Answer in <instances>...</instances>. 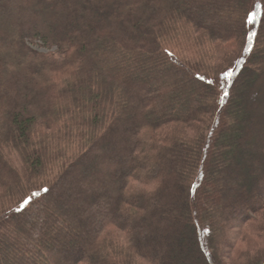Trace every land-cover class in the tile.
<instances>
[{"label":"trees","instance_id":"trees-1","mask_svg":"<svg viewBox=\"0 0 264 264\" xmlns=\"http://www.w3.org/2000/svg\"><path fill=\"white\" fill-rule=\"evenodd\" d=\"M254 238L233 264H264V0H0V264Z\"/></svg>","mask_w":264,"mask_h":264},{"label":"rangeland","instance_id":"rangeland-1","mask_svg":"<svg viewBox=\"0 0 264 264\" xmlns=\"http://www.w3.org/2000/svg\"><path fill=\"white\" fill-rule=\"evenodd\" d=\"M32 47L35 48V49H37V50H39V51H42V52H48V49L43 48L41 46V43L40 42L33 43L32 44ZM187 55H189L188 57H191L192 56L195 59H199V57H194L195 54L193 53L192 50L188 51L187 52ZM209 56L212 57V55H209ZM257 240H258V242H260L259 239H257ZM254 242H255V238H254V240L252 242H251L250 239H245V240L243 239V242H240L239 243V247L237 248V250L236 251H233L230 256H227V258H226L227 264H233L234 261L241 255L240 254L241 252L243 254L246 253V252H248V251H251L252 252L253 246H251V244L254 243Z\"/></svg>","mask_w":264,"mask_h":264},{"label":"snow or ice","instance_id":"snow-or-ice-1","mask_svg":"<svg viewBox=\"0 0 264 264\" xmlns=\"http://www.w3.org/2000/svg\"><path fill=\"white\" fill-rule=\"evenodd\" d=\"M45 191H47V189H45ZM29 203H30V201H29Z\"/></svg>","mask_w":264,"mask_h":264}]
</instances>
